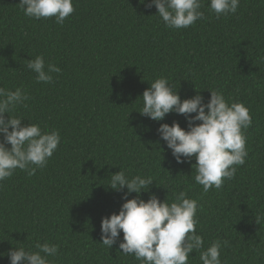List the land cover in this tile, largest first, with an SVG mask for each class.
<instances>
[{
  "label": "trees",
  "instance_id": "obj_1",
  "mask_svg": "<svg viewBox=\"0 0 264 264\" xmlns=\"http://www.w3.org/2000/svg\"><path fill=\"white\" fill-rule=\"evenodd\" d=\"M19 3L0 0V87H23L27 107L12 115L58 130L61 143L35 175L16 169L0 181V264H10L9 250L38 243L58 246L54 264H140L118 253L119 243L110 249L101 240L102 219L125 202L126 188L108 186L121 169L155 180L141 194L146 201L155 193L171 203L181 191L196 199L204 247L228 241L223 264H264V0H240L235 14L219 18L202 0L205 18L182 29L166 27L142 0H73L62 25L25 16ZM37 55L61 69L51 83L27 69ZM160 77L181 100L199 91L207 102L211 89L250 107L246 162L220 189L205 193L194 179L195 157L177 163L157 132L174 121L187 130L185 116L158 122L139 112L143 92ZM188 264H202L199 253Z\"/></svg>",
  "mask_w": 264,
  "mask_h": 264
},
{
  "label": "clouds",
  "instance_id": "obj_2",
  "mask_svg": "<svg viewBox=\"0 0 264 264\" xmlns=\"http://www.w3.org/2000/svg\"><path fill=\"white\" fill-rule=\"evenodd\" d=\"M142 3L148 8L155 6L157 15L170 29L188 28L205 18L202 0H142ZM239 4L240 0H210L209 8L219 18L235 14ZM18 5L29 18L55 17L61 25L75 10L73 0H20ZM26 67L36 74L37 82L51 83L52 74L61 72L56 64H46L43 55L29 59ZM209 90L211 97L207 102L199 91L181 100L168 78L160 77L143 92V107L139 111L158 122L173 112L185 116L187 130L174 121L171 125L161 124L157 132L177 163H184L185 159L190 162L195 157L194 179L205 193L220 189L245 164L248 156L245 131L253 124L250 107L245 103H229L223 92ZM28 99L23 87L15 91L0 87V181L11 177L16 169L35 175L37 168L47 165L61 143L58 130L43 131L38 123L24 125L23 117L12 115L21 105L26 108ZM154 181L151 176L129 178L123 169L110 175L111 189L127 191L119 213L102 219V244L112 249L119 243L117 252L134 256L140 264H188L194 251L199 253L202 264H223L221 250L228 246V241L217 239L204 247L203 236L196 230L198 201L184 191L177 193L171 203L168 198L162 202L155 193L146 201L141 194L150 191ZM132 193L137 195L128 199ZM36 249L9 250L10 264H54L59 255L55 244L38 243Z\"/></svg>",
  "mask_w": 264,
  "mask_h": 264
}]
</instances>
